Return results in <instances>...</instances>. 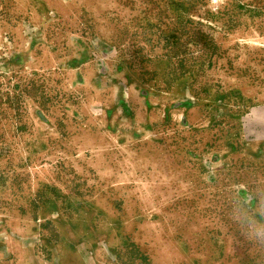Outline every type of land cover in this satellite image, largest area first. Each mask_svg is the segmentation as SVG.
Wrapping results in <instances>:
<instances>
[{"label": "rangeland", "instance_id": "374dc122", "mask_svg": "<svg viewBox=\"0 0 264 264\" xmlns=\"http://www.w3.org/2000/svg\"><path fill=\"white\" fill-rule=\"evenodd\" d=\"M132 245L264 264V0H0V264Z\"/></svg>", "mask_w": 264, "mask_h": 264}, {"label": "trees", "instance_id": "16d2710c", "mask_svg": "<svg viewBox=\"0 0 264 264\" xmlns=\"http://www.w3.org/2000/svg\"><path fill=\"white\" fill-rule=\"evenodd\" d=\"M113 253L115 254L116 258L117 257L119 258V254H117V252L113 251ZM127 254L128 257H132L133 259H138L141 264H149L147 258L143 257L139 253V251L133 247V245L129 247Z\"/></svg>", "mask_w": 264, "mask_h": 264}]
</instances>
